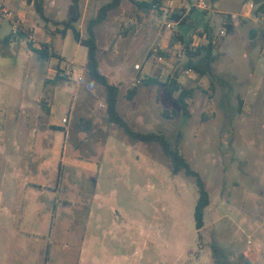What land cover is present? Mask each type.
<instances>
[{"label": "rangeland", "instance_id": "1", "mask_svg": "<svg viewBox=\"0 0 264 264\" xmlns=\"http://www.w3.org/2000/svg\"><path fill=\"white\" fill-rule=\"evenodd\" d=\"M157 1L162 9L144 11L122 0L96 28L99 70L119 88L130 127L165 136L200 174L210 196L204 228L194 180L173 175L157 143L109 123L105 88L91 81L87 48L70 31L62 58L50 61L26 40L0 45V264H264V23L243 0H206V11L196 0ZM108 2L81 0V37ZM65 8L53 16L65 18ZM192 9L201 21L167 28ZM206 25L214 72L187 74L176 38L204 46ZM177 73L193 91L188 118L169 93Z\"/></svg>", "mask_w": 264, "mask_h": 264}, {"label": "trees", "instance_id": "2", "mask_svg": "<svg viewBox=\"0 0 264 264\" xmlns=\"http://www.w3.org/2000/svg\"><path fill=\"white\" fill-rule=\"evenodd\" d=\"M134 4H136L141 10L147 9L151 10L154 7H158V9H162L160 6V1L153 0L152 3H136L134 0H131ZM189 3L191 0H187ZM216 1V0H214ZM81 0H72L71 5L68 10L67 18L61 22H54V31L50 34L53 39L57 41H62L66 38L68 32H73L76 39L81 38L80 44L87 48V61H86V72L90 77L91 81L94 83L100 84L105 88L106 91V101H107V111H108V121L111 124H116L122 129L126 135L137 142H153L157 143L162 151V153L170 160L171 168L173 175H178L182 172L189 178H192L197 185L199 197L197 200V204L195 207V223L196 229L198 232L205 226V212L206 209L210 205V196L206 187L205 182L201 178L200 174L194 171L185 158L180 154L178 148H173L172 145L168 142L165 136L156 133H140L134 131L130 125L125 121V119L121 116L118 109V94L119 88L113 84H110L108 78L101 74L99 70V59H98V42H97V34L96 28L103 24L107 19L109 14L118 9L122 0H110V2L104 4L98 11V14L92 18L86 27V36L83 38L79 30L77 29V24L81 20ZM245 4L253 3L257 6L256 14L258 17H262L264 15V0H243ZM30 5H33L36 14L41 19H46L44 14V0H28ZM233 16H228V22L226 23V29L228 32H232L236 23L232 21ZM171 19L175 22H178V26H189L193 27L192 23H198L202 20L195 9H192L190 13L182 18L180 14H173ZM49 22V21H48ZM262 38L264 39V31L262 30ZM25 34H21L20 36H24ZM200 39H204L207 41V44L201 47H196L195 49L191 48L190 41H185L182 34H179L176 39L183 42L186 46V57L187 60L183 65V69L186 71L191 69L196 74L200 76H206L208 74H213L214 64L219 59V55L215 52V42H214V31L213 28L209 25H206L204 28V32L198 34ZM250 39L253 40V46H256L254 41L257 37V32L252 30L250 32ZM33 44L30 42V45ZM54 44L41 43L40 49L35 50L38 56L42 60L50 61L53 58H57V54L55 53ZM59 78V76H58ZM179 74L175 76V79L170 83L169 93L173 98L176 105L183 111V114L186 118L189 117L188 104L186 100L190 98L193 94L192 90H186L181 87L178 82ZM155 83L153 79L144 80V85H151ZM179 93V96L176 97L175 94ZM214 256L217 258L220 256V249L213 246L212 247ZM218 262V259H217Z\"/></svg>", "mask_w": 264, "mask_h": 264}, {"label": "crops", "instance_id": "3", "mask_svg": "<svg viewBox=\"0 0 264 264\" xmlns=\"http://www.w3.org/2000/svg\"><path fill=\"white\" fill-rule=\"evenodd\" d=\"M71 1L68 2V0H44V14L47 20L40 18L41 20L44 21L43 25L39 24L38 22L39 16L36 14L33 5H30L28 3V0H0V10H5L8 13H10L14 20L22 21L23 28L27 31V34L29 35L32 33L34 36L37 37L36 38L37 42L35 44L29 45L31 46L32 49H33V46L36 50L40 49L41 43H47V44L53 43L55 53L62 58L60 54L61 46H64V44L70 38L69 36L71 32H68L66 38L62 41H57L56 39L54 40L50 33L51 31H54L53 28H55L52 23L61 22L67 18L68 10L71 5ZM134 1L136 3L145 2L142 0H134ZM134 5L135 7H138L136 4ZM59 6H62V7L66 6L65 13L61 12L59 14V16H62L65 14V18H60V17L57 18L53 16L55 15V13L57 14L58 10H60L58 9ZM11 33H12L11 20L7 18H3V17L0 18V45L1 46H8L12 42H18V41H23V40L30 42L28 38L29 36L26 34L24 36L13 37ZM76 40H78V42L80 43L81 38L76 39ZM52 60H54V58ZM41 100L42 98H38L36 102L39 103L41 102Z\"/></svg>", "mask_w": 264, "mask_h": 264}, {"label": "built area", "instance_id": "4", "mask_svg": "<svg viewBox=\"0 0 264 264\" xmlns=\"http://www.w3.org/2000/svg\"><path fill=\"white\" fill-rule=\"evenodd\" d=\"M250 8H255V4L253 3H250L249 4ZM193 8H195L196 10H202V11H206L209 9V4L207 3L206 0H196L193 4ZM7 18V19H10L11 22H12V36L13 37H19L21 34H27V31L23 28V22L20 21V20H14L12 18V15L10 13H8L7 11L5 10H0V18ZM263 23H264V15L260 18ZM179 23L178 22H172V23H168L167 24V28L168 29H173L175 26H177ZM226 34V31L224 30H221L220 31V35H225ZM29 37V41L33 44H35L37 42V39L34 37V35L32 34H29L28 35ZM207 42V41H206ZM176 50H178L179 52V56L182 57L185 53H186V46L182 43L178 44L175 46ZM135 70L137 72H141L143 70V67L142 65L140 64H136L135 65ZM187 74H192L193 71L191 69H188L185 71ZM73 69L72 67H67L66 69V72H65V76L67 78H71L73 77ZM77 81H82V77L81 76H77ZM141 81H138V83H140ZM64 122L66 123V119H64Z\"/></svg>", "mask_w": 264, "mask_h": 264}, {"label": "water", "instance_id": "5", "mask_svg": "<svg viewBox=\"0 0 264 264\" xmlns=\"http://www.w3.org/2000/svg\"><path fill=\"white\" fill-rule=\"evenodd\" d=\"M144 11H145V9H144Z\"/></svg>", "mask_w": 264, "mask_h": 264}]
</instances>
